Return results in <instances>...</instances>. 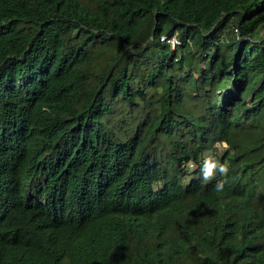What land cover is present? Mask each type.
Returning <instances> with one entry per match:
<instances>
[{"label":"trees","instance_id":"obj_1","mask_svg":"<svg viewBox=\"0 0 264 264\" xmlns=\"http://www.w3.org/2000/svg\"><path fill=\"white\" fill-rule=\"evenodd\" d=\"M263 29L264 0H0V264H264Z\"/></svg>","mask_w":264,"mask_h":264},{"label":"clouds","instance_id":"obj_2","mask_svg":"<svg viewBox=\"0 0 264 264\" xmlns=\"http://www.w3.org/2000/svg\"><path fill=\"white\" fill-rule=\"evenodd\" d=\"M220 171V172H224L225 171V167L224 165L220 164L218 165L216 162H209V161H205L204 164L202 165V168H201V171H202V174L204 176L205 179H207L208 177H210L212 174H213V170L214 169H217ZM219 187V185H218Z\"/></svg>","mask_w":264,"mask_h":264},{"label":"built area","instance_id":"obj_3","mask_svg":"<svg viewBox=\"0 0 264 264\" xmlns=\"http://www.w3.org/2000/svg\"><path fill=\"white\" fill-rule=\"evenodd\" d=\"M161 40L168 42L172 47H175L179 43V39L176 34L172 36L163 35Z\"/></svg>","mask_w":264,"mask_h":264},{"label":"rangeland","instance_id":"obj_4","mask_svg":"<svg viewBox=\"0 0 264 264\" xmlns=\"http://www.w3.org/2000/svg\"><path fill=\"white\" fill-rule=\"evenodd\" d=\"M263 32H264V29H263Z\"/></svg>","mask_w":264,"mask_h":264}]
</instances>
